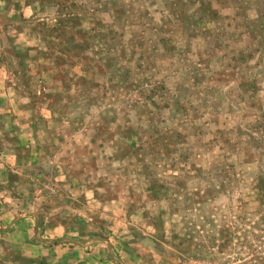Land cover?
I'll return each mask as SVG.
<instances>
[{
  "label": "rangeland",
  "instance_id": "rangeland-1",
  "mask_svg": "<svg viewBox=\"0 0 264 264\" xmlns=\"http://www.w3.org/2000/svg\"><path fill=\"white\" fill-rule=\"evenodd\" d=\"M0 264H264V0H0Z\"/></svg>",
  "mask_w": 264,
  "mask_h": 264
}]
</instances>
